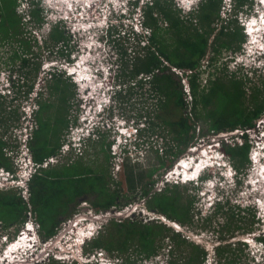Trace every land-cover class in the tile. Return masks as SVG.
<instances>
[{"label": "trees", "instance_id": "16d2710c", "mask_svg": "<svg viewBox=\"0 0 264 264\" xmlns=\"http://www.w3.org/2000/svg\"><path fill=\"white\" fill-rule=\"evenodd\" d=\"M254 1L232 0L230 15L223 17V9H226L223 0H202L197 7L187 12L177 8L173 0H146L140 5V0H136L134 7L140 11L141 26L148 35L136 33L133 29L124 31L123 22L116 27V37H123L126 43L119 50V77L122 83H125L123 74L128 75V81L140 76L137 79L139 85L143 87L146 84L149 87L156 108L148 112V116L152 114L154 119L160 118L163 128L168 129V135L171 136L170 139L166 138L164 148L160 146L162 152L164 149L165 156L173 160L194 144L191 140L200 120L208 121L209 128L214 132L242 130L238 134L243 140L240 143L221 139L222 150L230 156L238 173V182L242 180L244 168L249 163L251 143L246 130L255 128L256 120L264 116V79L261 86H250L251 91L247 93V84L251 82V78L246 73L241 75L237 70L225 73V70L228 71L226 68L222 75L213 79L209 77L207 86L204 87H201L199 78L202 61L210 47L214 52L208 60L210 67L223 50L231 53L240 51L246 41V34L239 21V14L251 10ZM30 2L31 21L42 24L45 21L41 15L43 8L38 0ZM17 4V0H0V51L5 44L14 46L17 43L18 47L10 58L14 65L18 61L21 63L12 68L11 73H16L19 78L12 80L14 93L7 104L6 95L0 93V167L13 174L16 173L13 154L17 145L8 139V129L12 125H9L8 121L16 122L20 119L21 113L15 100L22 87H27L26 94L33 90L32 83H20V79H27L31 73H37L41 66L40 61L35 59V51L32 50L34 45L22 36V16L16 11ZM132 36L137 38L135 46L130 45ZM212 36L213 39L210 40ZM143 39L147 41L146 44L143 42L145 45L141 44ZM69 41L66 31L54 23L41 47L45 46L48 53L60 52L66 55L60 49L67 47ZM35 44H38L37 39ZM30 53L34 54L27 55ZM37 54L41 55L40 52ZM67 56L69 59V53ZM31 64L33 67L27 69ZM177 69L182 71L181 76ZM50 74V81L53 83L50 84L51 93L58 94L57 100H39L38 108L33 111L36 127L31 132V139L27 141L31 157L38 165L28 182L30 196L26 200L17 187L0 188V223L3 227L23 224L29 213L34 214L39 226V235L46 240L58 233L61 218L69 217L79 198L84 195H95L91 204L96 211L108 210L112 206L122 208L139 197L145 199L148 210L162 214L181 227L194 226L195 216L196 219L205 221L206 226H210L216 216L224 217L227 221L219 222L221 228L213 227L212 230L210 226L211 234L222 232L220 239L226 240L223 244L216 245L219 255L217 264H240L239 255L244 253V247L250 246V240L246 236L254 233V223H260L261 220L257 217L254 207L232 205L230 199L222 194L221 198L215 199V203L213 201L211 204H215L213 215L202 214L200 209L195 212L194 203L198 194L196 192L200 191V186H188L192 182L166 181L162 188L155 189V181L146 180V173L142 171L141 164L133 161L128 154L121 162V170L118 172L120 180H117L115 172L109 168L112 142L106 141L107 137L101 131L99 140L96 139L98 141L93 138L88 140L90 147L83 153L72 151L66 162L51 165L48 163L43 166L49 158L58 155L63 135L71 128L72 123L77 124V118H70V102L75 97L74 83L69 76L67 79L63 78L60 72L52 71ZM184 77L189 82L191 103L186 99L187 90L182 80ZM125 93L126 88L119 94L120 100ZM188 105H191V110L187 111ZM175 113L177 117L174 118ZM146 117L144 119L149 125L154 123V119L147 117L148 120ZM97 146L103 151L102 159L97 155ZM91 147L96 150L92 154ZM157 152L159 160L165 164L164 156L159 154V149ZM120 185H125V192ZM247 218L251 227L249 231H244L245 238L234 242L227 241L234 237V231L231 232V237L226 236L231 226L235 227L234 230L241 228L240 223L234 225L235 221L241 222ZM161 220L157 218L143 222L140 218H110L97 234L87 241L84 251L92 253L103 249L120 264H144L145 260L157 257L161 249L166 248L163 242L168 240L169 248H166L163 264H205L208 249L195 241H189L182 230H176L173 225ZM254 238L260 240L264 247V233L259 232ZM232 250L239 251V255L228 258ZM222 258L225 260L222 261ZM54 263L68 264L53 257L49 263L43 264ZM69 264L77 262L74 260Z\"/></svg>", "mask_w": 264, "mask_h": 264}, {"label": "rangeland", "instance_id": "374dc122", "mask_svg": "<svg viewBox=\"0 0 264 264\" xmlns=\"http://www.w3.org/2000/svg\"><path fill=\"white\" fill-rule=\"evenodd\" d=\"M18 4L16 7V11L19 15L22 16V23L21 28L24 30L23 37L29 39L32 44L34 45L32 50L35 51V53H39L41 55L38 56V59L36 61H40L41 66L37 73H31L27 79H25V82L28 84H33V90L28 94V96H25L24 91L26 90V86H23L20 94L18 95L17 101H15L16 105H18V111H20V119L16 122H9V131H8V139H11L12 144H16L15 147L16 150H14V164L16 168L15 175L22 176L23 174L29 173L30 171V155L28 150L26 149V146L24 144V140L27 138V135L30 134L31 130H29L27 127L29 125H33L36 127V123L34 120V113L32 112L31 115L27 114V118L23 116L22 112L23 110L30 108H38L39 100H57V95H53L51 93V87L50 84L52 83L50 81V78L52 75H48V73H45V70H42L43 66H46L47 68L51 67V64L54 63L56 66H58V69L55 67L56 72H60L62 74L63 78L67 79V74L65 75L63 72L65 69L69 72L76 71L78 74H76V78H78L80 74V69L82 70V73L89 72L91 78L88 80L89 86L92 88L91 90L85 89L87 87V84H82L80 81L77 83V80H75L73 77L70 79L74 85L73 90L75 91V97L70 102V118L74 119L77 118V122L79 126L72 127L74 124H71V128H69L68 131L63 135V143L60 148V151L58 154L62 153L61 149L65 148V145L68 143V141H73L72 138L76 139L78 144V148L74 149L73 151L75 153L80 154L81 149L84 148L85 150L89 149V142L86 140L88 136V130L91 128H88L92 122L94 123L95 120V111L99 108H105L108 105L109 95L108 91L106 89L108 87H111L112 84L118 83L121 79L119 77L120 71L117 70L118 75H116V78L112 75V72L115 69H118V64L120 63V47L122 45H126V43L123 40V37H116V34L111 35L109 38H112V41H109L104 35H103V29L99 26V24H102V19L104 18V15L107 14L108 8L113 4L121 3V0H101L96 1V3L100 6V9L89 10V12H85L84 10L80 11V16H84L85 19L79 18L78 11L80 8L78 5H81V2H78L74 5L75 8L71 10L73 14H68L67 12H70L68 10L67 12L64 11V7L61 3L57 0H40L41 4L40 7L44 8L41 15L44 17L45 21H43L42 24H38L37 21H26L25 16L27 10L25 9L28 6V3L25 0H17ZM85 1V0H84ZM146 0H140V3ZM258 1V0H257ZM80 3V4H79ZM173 3L176 5L177 8H180L183 12L188 10L190 7V3L187 2V0H173ZM232 4L227 5L226 7H229ZM25 6V7H24ZM97 6V5H96ZM183 6V7H182ZM77 8V10H76ZM133 6L129 4V8L126 9L127 14L124 15V18L122 19V22H124V31L127 29H134L136 33L142 34V35H148L147 31L144 30L139 23V20L137 19L139 16L136 13L131 12ZM102 9V11H101ZM231 7L223 9L222 16L227 17L229 16L231 12ZM76 10V11H75ZM251 11V10H250ZM250 11L247 14H250V19L255 20V18H264V7L260 3H258L255 7V11ZM253 13V14H252ZM78 14V15H77ZM252 14V16H251ZM71 15V16H70ZM246 14L243 13L240 15V17L243 20L248 19V17H244ZM247 16V15H246ZM262 16V17H261ZM65 18V19H63ZM85 20V21H83ZM57 23L59 27L66 31V35L70 38V41L68 43L67 49L62 48L63 53H66L67 50H70L72 48L73 52L71 57L74 58L75 62H72L68 64L64 55L60 54V52H53L48 53V50L45 46L41 47V44L45 41V37L48 36V32L51 29L52 25L54 23ZM83 27L81 28V23H83ZM89 23L91 28L88 29ZM85 25V26H84ZM95 25V26H94ZM94 26V27H93ZM264 25H262L263 27ZM81 28V29H80ZM262 36V32H257L256 35L260 34ZM255 39H259L256 38ZM36 39L38 40V44H35ZM137 38H133L130 45L135 46ZM213 39V36L210 40ZM15 41V40H13ZM143 42L145 44L147 41L143 39L141 42L142 45ZM257 43V42H255ZM40 44V46H39ZM13 45V44H12ZM5 44L3 45V48L0 51V91L8 93V90H5V87L9 85L10 83V77H13L12 68L15 66H19L21 63L20 61L12 62L13 60L10 58V55L14 52L16 49L17 43L14 44V46ZM243 45L239 52L237 53H231L230 51L223 50L217 57V60L215 61L213 66H209V59L214 54L212 52V48L210 47L208 50V53L202 61L201 66V75L199 78V82L201 84V87L207 86L209 77L216 78L219 75H222L224 70L227 68L228 71L225 70V73H229L232 71H240L239 73L243 75L244 70L248 71L250 66L258 65L261 59L256 58L253 54V46L250 44L247 45L248 47V53L250 55H247L243 53ZM251 47V48H250ZM59 50V51H60ZM252 52H251V51ZM30 56V54H27ZM12 60V61H11ZM243 61L245 64L244 66L241 65V62ZM262 62H264V59H262ZM19 64V65H17ZM77 65V66H76ZM80 65V66H79ZM33 65H29V68L31 69ZM82 67V68H81ZM242 67V68H241ZM77 68V69H76ZM88 70V71H87ZM173 70V69H172ZM14 72V71H13ZM177 73H179L177 71ZM246 73V72H245ZM264 73V71H262ZM69 74V73H68ZM181 76V73H179ZM75 75V74H73ZM93 75V76H92ZM248 77L251 78V82L247 84V93H250L251 89L250 86H261V81L264 79V74H260L257 71H249L247 74ZM72 76V75H71ZM92 76V77H91ZM262 78L260 79V77ZM93 78V79H92ZM140 76H138L137 79H139ZM122 79H124V84L126 87V93L122 100L116 102V105L113 104L109 109L106 108L103 116H102V132L106 135V141H111V160L109 162V168L110 171L115 172V177L117 180H120V176L118 172L121 170V161L122 157H119V155L115 156V152H119L120 147L116 146V150L113 149L114 142L119 139L118 143H121L120 146L123 145L125 142H129V140H133V143L129 145V153L131 154V158L134 161H137V164H141V169L144 173H146L145 179L148 181L154 180L155 181V189L162 188L165 185L166 182V175L167 177H175V179L181 178V176H178L177 166L182 162L183 160L189 161L194 169L192 171H195L192 173L189 178H196L197 176H200V173L202 171H197L198 167H201L200 164L195 161H197L201 155H207L205 152L210 153L209 156V162L214 163L213 159L216 157V148L220 142V139H225V141H229L233 143L234 141L242 142V138L239 137L238 133L241 131L235 130L232 132H214L212 129L209 128V122L205 120H200L199 123H197V127L195 130V136L193 137V140H191L195 145V148H188V150L178 157L171 160V158H167L165 156V151L162 148H164V143L167 141L166 138H171L170 135H168V129L163 128V124L161 123V119H154L152 114L148 116V112L153 111L155 106V100L152 98V93L149 91V87L145 84L143 87L139 85L137 82V79L128 81V75H122ZM183 81L187 80V78H183ZM111 81V83H110ZM53 84V83H52ZM185 86V85H184ZM187 87V86H186ZM85 90L88 91V93H85ZM187 90V88H186ZM41 91V92H40ZM0 92V93H2ZM125 92V91H124ZM3 94V93H2ZM36 96V97H35ZM2 99V98H1ZM11 99L9 96L5 97L6 104ZM186 99L188 103L192 102L190 93L186 92ZM103 105V107H102ZM0 107H2L0 105ZM34 109V110H35ZM191 110V105H188L187 111ZM159 111V110H158ZM180 111H178L179 114ZM147 116L149 119L150 117L154 119V123L149 125L144 117ZM146 117V119H148ZM174 118L177 117V114L173 116ZM192 117V116H191ZM148 119V120H149ZM101 120V121H102ZM143 122H142V121ZM90 121V123H89ZM262 124L259 123L256 124V130L255 128L252 129L250 134V138L254 142L256 137L258 138V135L261 134L259 132L264 131V116L261 120ZM89 123V126H87ZM145 125L141 136L135 137V131L138 126L143 127ZM34 127V128H35ZM27 128V129H26ZM2 130H4L2 128ZM72 130V131H71ZM127 133V134H124ZM131 138H128V134H133ZM84 135H87L85 137V140H79V137H83ZM248 134V136H249ZM138 135V133H137ZM228 137H226V136ZM6 136V134H5ZM238 136V137H237ZM100 134L94 137V140H99ZM96 140V141H98ZM219 140V142H218ZM80 141V142H79ZM118 143L116 145H118ZM25 145L24 146H22ZM193 144V145H194ZM213 145V146H211ZM223 145V144H222ZM162 148H161V147ZM69 147V146H68ZM92 148V147H91ZM115 148V147H114ZM173 148H175L173 146ZM159 154L163 155L165 158V164H162L161 161L158 158V152ZM96 150L97 155L100 159L103 158V151L101 150L100 146H97ZM95 148L91 149L90 154L94 153ZM262 151H264V133H262ZM205 152V153H204ZM204 153V154H203ZM71 154L68 153H62L60 154L58 160H51L49 165L56 164L58 162H66L67 159L70 157ZM74 156V154H72ZM170 157V156H169ZM178 158V160H177ZM201 158H203L201 156ZM191 159V160H190ZM177 160V161H176ZM204 160H202L203 163ZM257 161V162H256ZM254 161L256 166L253 167V165L250 163L246 164V167L244 168V175L242 177V180L238 182V185L234 182V179L231 177V174L234 173V167L231 162L232 167H230V171H226L225 169H221L220 166L218 168L214 169H208L207 172L215 173V177H211L204 179L203 188L201 192L198 193L196 196V201L194 203V211L197 212L198 209L202 211V214H209L213 215L214 212V203L212 204L213 199L218 198L217 196L220 194H216V187L217 185L220 186L222 191L224 192L225 196H227L230 199V202L232 205H239L244 207H254L255 203H259V201L262 200V211L260 208H257V217H261L260 223L256 222L254 223V233L248 234L246 237L248 240H250V246L244 247V253L239 255V251L232 250V252L229 253L228 258L235 257L236 255H239L238 261L240 264H264V247L260 240H256L253 235H258L259 232L261 234L264 233V171L262 169L261 172H258L257 169L260 167V164L258 163V160ZM217 162V159L215 160ZM19 164V165H18ZM190 164V165H191ZM185 165V164H184ZM183 168V167H182ZM221 169L222 171H218L217 169ZM262 168H264V165H262ZM29 169V170H28ZM181 171V170H180ZM258 172V173H257ZM120 173V172H119ZM224 174V176L222 175ZM229 174V175H228ZM184 177L186 174H184ZM13 176V174H12ZM251 180H254L257 182L256 185H253L250 183ZM229 182V183H228ZM12 185V184H11ZM195 183H190L188 186H193ZM114 187L113 185L111 186ZM123 192H125V185H120ZM200 189V190H201ZM85 198V200L82 201V199ZM95 198V195H84L79 198V202L76 205L75 209L73 210V213L68 216H64L61 218V222L58 227V233L55 237L52 239H49L48 241L40 240L35 238L33 235L35 233L34 229L31 227L32 225L38 226L37 221L35 220L34 214H30L28 216V219L25 221V223H19V224H13L10 225V227L5 228L4 225L0 223V251L2 252L3 248L5 247L3 243L1 242V236L8 233V238L10 242L12 238H16L19 233H22L20 239V243L28 244V240L26 239L27 234L28 236L34 237L35 240L39 241L40 247L38 249L37 246H34L33 249H35V253H42V255L39 257V255L34 254L33 257L36 259V261L32 262L31 264H43V263H49L50 256L52 254H55V252L60 251L62 256H67L68 258H60V261H64L66 263H72L73 258L71 255H75L78 258H75L77 261H80L79 258H84V260H95L93 259V256L88 255H81L78 251H76L75 247L72 245V239L81 233L82 230L86 229L89 230V228L95 227V226H102L103 223H106L111 217H114L115 219H121L124 217L128 218H140L143 220V222L148 221L150 219H157L158 216L156 214L151 213L145 205V199L136 197L134 201L131 204H128L129 206H125V208L116 207L114 208L115 211H105V212H99V216L94 217V219H91V215L88 214L86 216V212H91L94 210V206L91 204V200ZM221 198V197H219ZM260 204V203H259ZM92 207V208H91ZM121 208V209H118ZM122 212L124 215H120V212ZM125 211V212H123ZM236 212L238 210H235ZM92 213V212H91ZM93 213H95L93 211ZM74 217L73 220L67 221L68 218ZM99 217V218H98ZM263 218V219H262ZM195 224L194 226H182L180 225V229L183 231V234L188 238L189 241H195L196 243H199L200 245L204 246L206 249H208L209 254L206 257L205 264H217V259H219V255L217 253L216 245H219L220 243L226 242V240H221L219 232L218 234L210 233V226L214 228H221V225L219 222L224 221L226 222L227 219L221 216H216L214 221L210 224V226L205 225V221H201V219H196V216L194 217ZM74 220H77L76 223H73ZM205 220V219H204ZM163 221V220H161ZM241 224V228L238 230H234L235 227L231 226L230 231L227 232V235H230L231 232L234 233V237H231L227 241H235L239 238L244 239L243 236L244 231H249L251 227V222L249 221V218L242 220L241 222L235 221L234 225ZM262 223H263V231H262ZM253 224V223H252ZM26 226L29 228L27 230ZM26 228V230H25ZM33 231V234L30 233V231ZM226 230V228H225ZM26 231V233H25ZM91 232L93 230H90ZM88 232V231H87ZM85 232V233H87ZM90 232V233H91ZM263 232V233H262ZM30 233V234H29ZM38 233V232H37ZM223 234V233H222ZM246 234V233H245ZM7 235V234H6ZM96 235V234H95ZM228 238V237H226ZM68 240V241H67ZM31 242V240H30ZM166 244V246L164 245ZM169 243L168 240H165L163 242V245L166 248H169L167 244ZM21 245V244H20ZM13 246V245H12ZM48 248H47V247ZM14 247V246H13ZM57 247V248H56ZM63 247V249H62ZM69 247L72 251V254H66L69 250ZM234 247V246H233ZM16 248V247H14ZM166 248L163 250L161 249V253L157 257H153L151 259L145 260L144 264H163L165 253L167 252ZM32 249V248H31ZM30 249V250H31ZM82 251V247H80ZM78 250V249H77ZM51 251V252H50ZM0 252V253H1ZM85 252V251H84ZM103 258L102 261H104L106 264H120V262L115 259L112 256H109L105 250H103ZM261 252V253H260ZM23 250L21 249L16 254L18 255L19 259L22 255ZM48 253H51V255L48 256ZM95 252H92L91 254H94ZM87 254V253H85ZM60 254H57V256L62 257ZM1 256H4L3 252L1 253ZM6 257H9V261L12 258H16L15 255L9 256V249L6 251L5 254ZM55 258V257H53ZM96 258V257H95ZM97 258L98 255H97ZM57 259V258H55ZM224 261L225 259L222 258ZM216 260V261H215ZM56 264V263H54ZM85 264V263H81ZM165 264V263H164Z\"/></svg>", "mask_w": 264, "mask_h": 264}, {"label": "clouds", "instance_id": "9594fccd", "mask_svg": "<svg viewBox=\"0 0 264 264\" xmlns=\"http://www.w3.org/2000/svg\"><path fill=\"white\" fill-rule=\"evenodd\" d=\"M27 3H28V6L25 8L26 10H27V12H26V16H25V20L26 21H29V20H31V16H30V14H29V10L31 9V2H30V0H25ZM39 1V3L41 4V1L40 0H38ZM96 1H101V0H91V1H89V0H85V1H83V2H81V5H79V10L78 11H76L77 10V8H76V12H78V14L80 13V11L81 10H84L86 13L87 12H89V10H94L95 9V7H97V9H100V6L96 3ZM136 0H121V3H116V4H113L112 3V5L108 8V12H107V14H105L104 15V18L102 19V24H99V26L103 29V35L110 41V36L111 35H113V34H116L117 35V33H116V27H119L120 25H121V23H122V19L124 18V15L125 14H127V12H126V9L127 8H129V4L130 5H132L133 6V8H132V10H131V12H134V13H136V11H138L137 12V14H138V16H139V14H140V11H139V9L138 8H135L134 7V2H135ZM202 0H191V4H190V7L188 8V10L187 11H189V10H191V9H193L194 7H197L199 4H200V2H201ZM143 2H145V1H143ZM258 3H260L261 5H262V7H264V2H262V0H255L254 1V4H253V6L251 7V11H250V13L252 12V11H255V7H256V5L258 4ZM141 3H139V5H140ZM223 4H224V6L226 7L227 5H229V4H232V0H223ZM97 5V6H96ZM25 7V6H24ZM183 7V6H182ZM229 7H231V5L229 6ZM229 7H226V8H229ZM43 8V7H42ZM44 9V8H43ZM231 10V9H230ZM101 11H102V9H101ZM249 11H247V12H240V14H239V21H240V23H241V25L243 26V30H244V32H245V34H246V41L243 43V53H245V54H247V55H249L248 54V47H247V45L248 44H250L251 46H253L254 48H253V54H255L254 56H256V58H259V59H261V61L259 62V64L256 66V65H253V66H250L249 67V69H248V71L246 70H244V73L246 72V74H248L249 73V71H257V72H259L261 75H262V71H264V62H262V59H264V26L262 27V28H260V29H257L256 28V30H255V32H254V34L255 33H257V32H262V36H261V33L260 34H258V35H256V38H259V39H255V37H252V35H251V32H250V30L249 29H251L252 28V21H253V19H250L249 17H250V14H247ZM255 12H258V11H255ZM243 13H245L246 15L244 16V17H248V19H246V20H243L241 17H240V15L241 14H243ZM77 14V15H78ZM253 14V13H252ZM252 14H251V16H252ZM262 17V16H261ZM139 18H140V16L137 18L138 20H139ZM63 19H65V18H63ZM256 19H259V18H255V21H256ZM87 20V19H86ZM56 23V22H55ZM124 23V22H123ZM139 23H140V20H139ZM88 24V29H90L91 28V26H90V24L89 23H86V25ZM141 24V23H140ZM255 24H257V25H259V22L258 21H256L255 22ZM255 24H253V26L255 25ZM262 25H264V18H262ZM95 26V25H94ZM93 26V27H94ZM134 30V29H133ZM135 31V30H134ZM136 32V31H135ZM255 42H257V43H255ZM251 51V50H250ZM252 52V51H251ZM252 54V53H251ZM250 54V55H251ZM249 55V56H250ZM241 62V65L242 66H244V62L243 61H240ZM55 67L58 69V66H56V64L54 65V63H52L51 64V67H49V68H47L46 66H43L42 67V70H45V73H48V75H50V73H52V71H55L56 72V70H55ZM242 68V67H241ZM74 72L75 71H73V72H69L68 71V73H67V70L65 69V71H64V73H66L67 74V76H69L70 77V79H72V77L75 79V80H77V83L79 82L78 81V79L76 78V75H73L74 74ZM119 73H117V69H115L113 72H112V75L116 78V75H118ZM264 74V73H263ZM72 75V76H71ZM120 75V74H119ZM19 78V76L16 74V73H14L13 74V77H10V83H9V85L8 86H6L5 87V90H8V93H6V92H2V91H0V92H2L1 94L2 95H6V96H9L10 98H11V95H13V81L12 80H17ZM23 82H25V78H22V79H20V83H23ZM110 83H111V81H110ZM19 88V87H18ZM124 88H126L125 87V84L124 83H122V81L120 80L118 83L116 82V84H112V86L111 87H108L107 89H106V91H108V95H109V100H108V105L105 107V108H99V109H96V110H94L95 111V113H96V115H95V120H94V123L92 122V124L89 126V123H90V121H89V123H88V125L87 126H89L88 128H91L90 130H88V136L87 135H84L83 134V137H79V140H85V137L87 138L86 140L88 141L90 138H93L94 139V137L95 136H97V135H99V131H101L102 132V123H103V120H102V116H103V114H104V112H105V110H106V108H110L113 104H115L116 105V102H118V101H120V98H119V94L121 93V91L124 89ZM24 94H26L25 93V91H24ZM25 96H28V94H26ZM36 97V96H35ZM15 101H17V99L15 100ZM30 109L29 110H27V109H25V110H23V112H22V114H23V116H25V118H27L26 116H27V114H29V115H31V113L34 111V109L33 108H31V106L29 105L28 106ZM102 107H103V105H102ZM37 109V108H36ZM35 109V110H36ZM262 119V118H261ZM102 120V121H101ZM142 121V120H141ZM143 122V121H142ZM36 123V122H35ZM75 126H79V124H78V122H77V124H74V126H72V127H75ZM34 125H33V123H32V125H29L27 128L29 129V130H31V132H32V130L34 129ZM145 127V125H143V127H141V126H138L137 127V129H136V131H135V137H138V136H141V134H140V130L141 129H143ZM26 128V129H27ZM255 130H256V127H255ZM72 131V130H71ZM247 131V130H246ZM31 132H30V134L29 135H27V138L24 140V144L26 145V146H28L27 145V141L29 140V139H31ZM137 133H138V135H137ZM259 133H261V134H259L258 135V138L256 137V139H255V141L253 142L252 141V139L250 138V136H249V142L251 143V148H250V151H249V161H250V163L253 165V167L254 166H256V164H255V162H254V160H255V157H256V155H257V153L258 152H260V156H259V158L262 160V165H264V151H262V133H264V131L262 130V132H259ZM124 134H127V133H124ZM239 134V133H238ZM249 134V133H248ZM132 135H134V133L133 134H128L127 136H128V138H131L132 137ZM85 136V137H84ZM238 137V136H237ZM240 138H242V136H239ZM76 139V137L75 138H72V140L73 141H68V144H69V146H70V148H69V151L67 152L68 154H71V152L74 150V149H76V148H78L77 146V142L76 141H74ZM80 142V141H79ZM119 142V139L117 138V140L114 142V145H116L117 143ZM129 142L130 143H128V142H125V143H123V145L122 146H120V144L121 143H118V148L120 147V149H119V152H115V156H117V155H119V157H122V161H123V159H124V157H125V155L126 154H128L130 157H131V154L129 153V145L130 144H132L133 143V140H129ZM218 142H219V140H218ZM240 143V142H239ZM222 144H223V142L221 141V139H220V142L218 143V144H213V145H218L217 146V148H216V151L215 152H217L220 156H221V159H222V161H223V165H222V167L220 166V165H218V164H212V167H211V164L210 165H207L206 163H207V160H208V157H207V155H201L203 158H201V156H200V158L198 159V163H202V160H204L203 161V167H202V169L200 170V171H202L201 173H200V176H197L196 178H186V176L184 177V175H183V173L181 174V175H179L178 174V176H181V178H179V179H175V177H172V176H170V177H167V175L165 176L166 177V181H170V182H181V183H190V182H192V183H195L196 185H198V186H200V188H203V183H204V179H206V178H208V180H209V178H211V177H215L216 176V174L215 173H211V172H207L206 170H208V169H216V168H218V166H220V168L221 169H225L226 171H230V167H232V165H231V160H230V156L226 153V152H224L223 150H222ZM213 145H211V146H213ZM22 146H24L23 144H22ZM111 146H112V144H111ZM197 146V145H196ZM27 149H28V152H29V155H30V157H31V154H30V151H29V148L27 147ZM79 149V148H78ZM81 149V153H83L84 151H85V149L84 148H80ZM189 149H190V147H189ZM61 152H62V149H61ZM111 152V151H110ZM63 153V152H62ZM66 154V153H65ZM112 154V153H111ZM204 154V153H203ZM255 154V157L253 156ZM113 156V155H112ZM52 158H54L55 160L57 159V156H52ZM31 159H32V157H31ZM50 159V158H49ZM48 159V160H49ZM33 160V159H32ZM191 160V159H190ZM57 161V160H56ZM121 161V162H122ZM209 161V160H208ZM180 163H181V161H180ZM3 168V167H2ZM217 169L218 171H222L221 169ZM4 169V168H3ZM4 170H6V169H4ZM8 171V170H7ZM4 172V171H3ZM3 172H0V180H4L5 178L3 177V175L5 174V173H3ZM10 172V171H9ZM34 173V172H33ZM33 173H31V175L29 176V178L27 179V183L29 182V180H30V178L32 177V175H33ZM222 175L224 176V174L222 173ZM231 177L234 179V182L236 183V185H238V173H237V171H236V169H234V173L233 174H231ZM19 178H22V176H19V175H15V174H13V176H11L10 177V179H19ZM229 183V182H228ZM27 186H28V184H27ZM17 188H19L20 189V191L22 190V188H24V187H26V186H21V187H19V186H16ZM28 188H29V186H28ZM2 189V188H1ZM202 191V189L199 191V192H201ZM216 194L218 193V194H220L221 193V196H222V194H224V192L222 191V189L220 188V186L219 185H217V187H216ZM220 195H218L217 197L219 198V197H221ZM218 198H215V199H218ZM215 199H213V201L215 200ZM84 200H85V198H84ZM83 201V200H82ZM212 201V202H213ZM130 204H132V203H130ZM254 205H256L257 206V208H260V210L262 211V206H260V204L259 203H255ZM127 206V205H126ZM256 206H255V209H256ZM92 208V207H91ZM113 208H116V206H112L111 208H109L108 210H100V211H97L98 213L99 212H105V211H112V209ZM123 208H125V206L124 207H122V209ZM94 209V208H93ZM118 209H121V208H118ZM95 210V209H94ZM257 210V209H256ZM96 211V210H95ZM114 211H115V209H114ZM114 211H112V212H114ZM150 211V210H149ZM120 212V211H119ZM151 213H153V214H156V216H158L157 218H161L163 221H166V222H168V223H170L171 225H173V227L176 229V230H181L180 229V226L178 225V224H176V222H172V221H170V220H168V219H166V217L165 216H163L162 214H158V213H156V211H151ZM88 214L89 215H91V219H94L93 218V216L94 215H92L89 211L88 212H86V216H88ZM120 215H124L122 212H120V214L119 215H117V216H120ZM73 218L74 217H71V218H68V219H71V220H73ZM111 218H113V217H111ZM261 218V217H260ZM67 219V220H68ZM155 219V218H154ZM75 221H77V220H74V223H73V227H74V224L76 223ZM105 223H103L102 224V226L104 225ZM178 225V226H177ZM102 226H95V227H92V228H89V230H86V229H84V230H82L81 231V233L79 234V235H76L73 239H72V245L75 247V249H76V251H77V253H78V251H79V253L81 254V255H88V256H93V259H95L94 261L93 260H84V258H79V260L80 261H77L75 258H78L77 256H75L74 254L73 255H71V257L73 258V260L72 261H76L77 262V264H81V263H85V264H92V263H101V264H106L104 261H102V259L101 258H103V254H104V252H103V249H98V250H95L94 252V254H91L90 252L89 253H87V254H85V252H84V246H85V244L87 243V241L88 240H90L92 237H94L95 236V234H97V232H98V230H100V228H102ZM31 227L34 229V231H35V233L33 234V231L31 230L30 231V233L31 234H33L34 236H35V238L37 239H39L40 240V235H39V226H35V225H32L31 224ZM26 228H27V230L29 229L27 226H26ZM26 228H25V230H26ZM90 230H93L92 232L90 231ZM88 231V232H87ZM38 232V233H37ZM85 232H87V233H85ZM91 232V233H90ZM6 234L5 235H2L1 236V242L3 243V245L5 246L4 248H3V250H2V252H3V254H4V256H1V253H0V264H11V262H12V264H31L32 262H34V261H36V259L33 257V255L34 254H36L35 253V249H33V247L34 246H37V248L36 249H38L39 247H40V245H39V241H37V240H35L34 239V237H32V236H28V234H27V237H26V239L28 240V244L29 245H27V244H21V245H18L17 243L18 242H20V238L21 237H23L22 236V233H19V235L15 238H12V240L10 241V242H8L9 241V236H8V233L7 232H5ZM25 233H26V231H25ZM29 233V234H30ZM254 236V235H253ZM42 239V238H41ZM30 240H31V242H30ZM42 240H45V239H42ZM41 241V240H40ZM68 241V240H67ZM262 243V242H261ZM12 245H16V248H15V251H14V255H15V257L16 258H12V260L11 261H9V257H6L5 256V254H6V251L12 246ZM47 247V246H46ZM80 247H82V251H81V249H80ZM32 248V249H31ZM57 248V247H56ZM23 250V253H21L22 255L20 256V258L21 259H19V257H18V255L16 254L18 251H20V250ZM31 249V250H30ZM62 249H63V247H62ZM78 249V250H77ZM51 252V251H50ZM61 253H63V252H60V251H57V252H55V254H52L51 255V253H48V256L49 255H51L50 256V258L51 257H55V258H57L58 260H60V258H68L69 259V257H67L66 255L65 256H62V257H59V256H57L56 254H60L61 255ZM261 253V252H260ZM66 254H72V251H71V249H70V247H69V250L67 251V253ZM36 255H39V257L42 255V253H37ZM97 255H98V257L99 258H97ZM96 257V258H95ZM66 260H64L63 262H65Z\"/></svg>", "mask_w": 264, "mask_h": 264}, {"label": "bare ground", "instance_id": "6f19581e", "mask_svg": "<svg viewBox=\"0 0 264 264\" xmlns=\"http://www.w3.org/2000/svg\"><path fill=\"white\" fill-rule=\"evenodd\" d=\"M57 1H59V3H61L62 4V6L64 7V11H68V10H70V12H67L68 14L70 13V14H73V12H71V10L73 9V8H75L74 7V5L76 4V3H78V2H83L84 0H57ZM89 1H91V0H89ZM80 4V3H79ZM79 6V5H78ZM71 16V15H70ZM79 18H81V19H85L84 18V16H80V14H79V16H78ZM86 20V19H85ZM85 20H83V21H85ZM256 21H258L259 22V25H257V24H255L254 26H253V24H252V28L251 29H249L250 30V32H251V35H252V37H255V35H256V33L254 34V32H255V30H256V28L257 29H260V28H262V18H259V19H256ZM83 24H84V22L83 23H81V28L83 27ZM85 26V25H84ZM80 28V29H81ZM251 48V47H250ZM249 54V53H248ZM250 57V56H249ZM77 66V65H76ZM80 66V65H79ZM82 68V67H81ZM77 69V68H76ZM88 71V70H87ZM74 74L76 75V74H78V72H74ZM89 76H90V73L89 72H84V73H82V70L80 69V74H79V76H78V78H80L79 79V81H80V83H82V84H87V87L85 88V89H87V90H91L92 88H94L93 86H92V88L89 86V83H88V80H90L91 78H89ZM93 76V75H92ZM91 76V77H92ZM93 79V78H92ZM85 93L87 94L88 93V91H86L85 90ZM206 153H207V156H209L210 155V153L209 152H207V150L205 151ZM204 152V153H205ZM216 154V157L213 159V161H214V163L213 164H218V165H220L221 167H222V165L224 164L223 163V161H222V159H221V156L216 152L215 153ZM259 156H260V152H258L257 153V155H256V157H255V160L254 161H256V160H258V163L260 164V167L257 169V171L258 172H261V174H262V169H263V171H264V168H262V160L259 158ZM217 159V162H215V160ZM208 160H209V158H208ZM207 160V165H210L211 164V167H212V163H210L209 161ZM196 162H198V160L197 161H195V163ZM257 162V161H256ZM185 164V165H184ZM191 163L189 162V161H182L181 163H179L178 164V166L176 167L177 168V171L176 172H178L179 173V175H181L182 173H184V174H186V178H189V176H191L192 175V173L196 170H194V171H192L193 169H194V167H193V165L191 164ZM203 163H201L200 164V166L201 167H198V169H197V171H199V170H201L202 169V167H203V165H202ZM183 167V168H182ZM223 168V167H222ZM181 170V171H180ZM257 172V173H258ZM229 175V174H228ZM250 183L251 184H253V185H256L257 184V182H255L254 180H251L250 181ZM258 202L260 203V205H262V200L261 201H259L258 200ZM99 218V217H98ZM176 224H178V223H176ZM178 226V225H177ZM180 226V225H179ZM20 239H22V238H20ZM18 245H20V244H23V243H20V242H18L17 243ZM14 247H16V245H13ZM13 246H11L10 248H9V256H11V255H13L14 254V251H15V248L13 247ZM12 259H10V261H11ZM11 264H12V262H11Z\"/></svg>", "mask_w": 264, "mask_h": 264}, {"label": "built area", "instance_id": "2783aa9c", "mask_svg": "<svg viewBox=\"0 0 264 264\" xmlns=\"http://www.w3.org/2000/svg\"><path fill=\"white\" fill-rule=\"evenodd\" d=\"M176 71H178L179 73H182V71L181 70H179V69H177ZM184 85H185V89L187 88V91L189 92V88H190V86H189V82H188V80H185L184 81ZM187 86V87H186ZM262 119H260V121H259V124L261 125L262 123V121H261ZM254 130V129H253ZM251 131H252V129H247V132L248 133H251ZM226 136V135H225ZM249 136H250V134H249ZM226 137H228V136H226ZM251 138H254V137H251ZM69 146V144L67 143L66 145H65V148H62V152L63 153H67L68 151H69V148H70V146ZM116 146L117 145H114V147H113V149H115L116 150ZM194 146H196L195 144L194 145H192L190 148H195ZM24 147H25V145H24ZM26 149H27V147H26ZM28 150V149H27ZM254 157H255V154L253 155ZM31 158V157H30ZM51 160H55L54 158H50L49 160H47L45 163H43V166H47V164H48V162H50ZM30 172L29 173H26V174H23L22 175V178H19V179H10V177L12 176V172H9V171H7V170H4L2 167H0V172H3V173H5L4 175H3V177L5 178L4 180H0V188H7V187H16V186H19V187H21V186H26V187H24V188H22V190H21V194H22V196L26 199V200H28L29 199V196H30V192H29V188H28V186H27V179L29 178V176L31 175V173H33V172H35L36 171V168H37V166L38 165H36V163L32 160V159H30ZM19 165V164H18ZM12 184V185H11ZM127 206H129V205H127ZM126 206V207H127ZM131 206H133L132 204H131ZM93 211L95 212V213H93ZM92 212V213H91ZM90 213L92 214V215H94V217H97V216H99V214H98V212L97 211H95V210H92ZM107 212V211H106ZM123 212H125V211H123ZM67 221H71V219H68ZM76 222V221H75ZM56 236V235H55ZM54 236V237H55ZM53 237H51V238H49V239H52ZM49 239H46L45 241H48ZM48 248V247H47ZM57 255V254H56ZM62 256V255H61Z\"/></svg>", "mask_w": 264, "mask_h": 264}, {"label": "flooded vegetation", "instance_id": "af4514ba", "mask_svg": "<svg viewBox=\"0 0 264 264\" xmlns=\"http://www.w3.org/2000/svg\"><path fill=\"white\" fill-rule=\"evenodd\" d=\"M0 10H1V9H0ZM0 15H1V13H0ZM57 47L59 48V46H57ZM67 47H68V46H67ZM67 47L64 46L63 48L67 49ZM56 51H57V50H56ZM72 52H73V50H72V48H70V50H67L66 55H64L65 57H68L67 54L69 53V59H66V60H67L66 62H67L68 64H70V63H72V62H75V61H74V58L71 57ZM32 54H34V53H30V55H32ZM35 54H36V55H35ZM35 54H34L35 59H38V54H37V53H35ZM60 54H61V53H60ZM259 121H260V119L256 120V124L259 123ZM73 126H74V125H73ZM60 154H62V153H60ZM60 154L55 155V156H57V159H56L57 161H59L58 158H59ZM177 160H178V158H177ZM177 160H176V161H177Z\"/></svg>", "mask_w": 264, "mask_h": 264}, {"label": "snow or ice", "instance_id": "6c2138e0", "mask_svg": "<svg viewBox=\"0 0 264 264\" xmlns=\"http://www.w3.org/2000/svg\"><path fill=\"white\" fill-rule=\"evenodd\" d=\"M187 2H188V3H190V2H191V0H187ZM262 2H264V0H262ZM255 22H256V21H255V20H253L251 23H252V24H255Z\"/></svg>", "mask_w": 264, "mask_h": 264}, {"label": "water", "instance_id": "95a60500", "mask_svg": "<svg viewBox=\"0 0 264 264\" xmlns=\"http://www.w3.org/2000/svg\"><path fill=\"white\" fill-rule=\"evenodd\" d=\"M82 200H84V198ZM112 211H114V208L112 209Z\"/></svg>", "mask_w": 264, "mask_h": 264}]
</instances>
